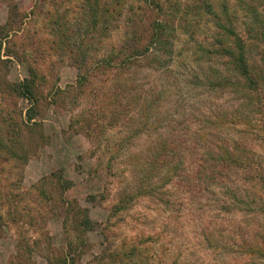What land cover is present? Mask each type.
I'll list each match as a JSON object with an SVG mask.
<instances>
[{"label":"rangeland","instance_id":"obj_1","mask_svg":"<svg viewBox=\"0 0 264 264\" xmlns=\"http://www.w3.org/2000/svg\"><path fill=\"white\" fill-rule=\"evenodd\" d=\"M149 1L102 36L103 6L0 0V264H264V0ZM224 4L253 90L216 52ZM156 19L160 42L106 65Z\"/></svg>","mask_w":264,"mask_h":264},{"label":"trees","instance_id":"obj_2","mask_svg":"<svg viewBox=\"0 0 264 264\" xmlns=\"http://www.w3.org/2000/svg\"><path fill=\"white\" fill-rule=\"evenodd\" d=\"M165 1H164L165 3L169 2V0H165ZM85 2L88 3L89 9L91 11V15L93 16V18H94V15L96 16L97 11H99L97 8H99V6H103L101 9V12L99 11L104 18L103 20H101V22H103V26L101 27L102 30L100 31V33L102 36H106L110 28V19L108 20V17L110 16L112 19H115L118 16L122 15L121 6L123 5V0H105V1L85 0ZM164 2L162 3V2H159L158 0H153V3H151L149 1L150 3L149 6L152 9H154V11L159 12L160 9L163 8ZM196 4H197V8L199 9L203 8L209 13H215L213 4H210L206 2L205 0H196ZM169 6L175 7L178 9L180 8V6L176 2H172ZM223 6H224L223 10H225L226 15L228 16L227 18L228 24L226 25V24L221 23V20H220L221 17L218 14H215V17L218 19L217 22L219 26L225 33V37L220 40L221 46L218 49H216V52L230 55L232 57V64L234 65L235 69L240 74H242L244 77L248 79L249 81L248 86L250 87V89L257 88L258 77H255V75L251 73L250 66L246 59V52H245L246 51V41L232 27V21L235 16L228 14L227 4H224ZM247 9L250 10L253 14H255L256 20H259L260 17L258 15V12H256V9L254 8V6H252L251 8L248 7ZM182 12L183 13L181 14L182 15L181 19L186 20L187 16L191 14V9L188 6L187 9L182 10ZM176 15H178V13ZM92 20H95L96 22L95 27H97V24H98L97 21L99 20H96V19H92ZM133 24L134 26H133V30L131 34L129 33L127 35V38L123 41V43L120 44L119 47L113 46L112 47L113 49L108 52L109 56H107V58L104 59V62L106 63L107 66L113 65V62L117 58H123L125 61H131L133 58H137L140 55H143L145 51H149L151 45L157 42H160L161 39H163L162 35L164 32V25L162 21L156 19L153 22H151L149 26H146V27L142 26L141 28H138V29L136 27V23L133 22ZM6 27H7V24H6ZM254 30L255 28L250 26L248 28V34L251 37L258 38L259 37L258 35H254L255 34ZM259 33L264 35V29L260 30ZM62 35L66 36L67 34L62 33ZM146 35H148V37L150 38L149 40L150 44L143 46V43H144L143 37ZM34 86L35 85H34L33 79L29 80L26 78L21 83H19L18 88H13V89L16 92L18 91L19 94L23 95L26 98L30 97V99H34V97H36ZM29 118L32 119L33 117L29 116ZM166 152L167 151L163 149L164 156L160 160H155L154 165L151 166L152 170H155L156 166H158V164H160L161 161H162V165L172 164L171 163L172 161L168 160V156H166ZM237 159H239L238 161H242V158H237ZM164 162H167V164ZM170 170L171 168H169L168 172L172 173ZM254 251H258V250H254Z\"/></svg>","mask_w":264,"mask_h":264}]
</instances>
